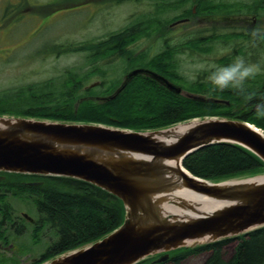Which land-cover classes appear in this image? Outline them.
Segmentation results:
<instances>
[{"label": "trees", "instance_id": "trees-1", "mask_svg": "<svg viewBox=\"0 0 264 264\" xmlns=\"http://www.w3.org/2000/svg\"><path fill=\"white\" fill-rule=\"evenodd\" d=\"M188 2L196 5V14L192 6L187 5ZM159 7L161 9L151 17L154 20H146L143 28L139 27L140 24L127 26L111 33L107 38L85 43L80 47L71 45L67 50L88 51L87 63L93 67L100 60L116 55H128L130 58L129 44L147 36L148 29L160 32L164 25L183 15L214 17L245 11L264 13V0H253L251 3L231 0H162ZM182 7L183 13L164 20L160 17V13ZM256 29L248 27L228 32L214 31L209 35L193 38L186 42V45L191 50L202 53L209 50L211 42L221 41L231 43L235 52H244L245 42L249 45V42L263 45L264 32H258ZM173 49L167 46L147 61L144 59V64L140 66L150 67L171 80H180L183 87H188L195 93L227 99L229 104L213 100L200 101L182 93H175L145 74L134 76L116 97L102 100L100 97L113 93L121 82H114L110 88L97 91V85L86 86L85 81L89 75L82 76L76 69L68 68L58 76L10 87L0 93V115L102 123L142 131L168 127L197 117L222 116L248 121L264 130V117L257 115V105L264 104V77L253 75L240 89H214L208 80H186L169 56ZM143 58L142 55L135 59L141 62ZM219 61L229 62L230 58L223 56ZM97 69L99 67H94L95 73L91 74L98 73ZM177 77L183 79L177 80ZM183 165L194 175L213 181L264 173V162L255 153L231 142H219L199 148L183 159ZM0 175H5L0 178V225L7 221L9 229L15 224L11 199H29L42 215L39 223H50L56 227L58 241L48 248L46 254L30 264H39L49 259L47 256L53 257L94 242L118 227L124 220L123 202L117 196L84 180L67 176L2 171ZM34 181L39 183H30ZM16 230L22 232L21 227ZM6 231L7 228L0 230V238L5 243L10 241ZM33 234L35 241L39 242V235L36 232ZM235 239L237 243L233 253L226 256L224 247ZM180 249L181 252H170V258L164 262L151 263L149 260L155 256H150L135 264H164L168 261H171V264H180L188 252L202 250L211 252L204 264H264V226L215 242Z\"/></svg>", "mask_w": 264, "mask_h": 264}, {"label": "water", "instance_id": "water-1", "mask_svg": "<svg viewBox=\"0 0 264 264\" xmlns=\"http://www.w3.org/2000/svg\"><path fill=\"white\" fill-rule=\"evenodd\" d=\"M139 73L181 91L164 75L137 67L101 99L116 97ZM187 95L229 104L226 99ZM219 142L242 145L264 162V131L235 118L207 116L142 131L0 115V171L81 179L123 202L124 220L118 227L41 264H135L158 253L164 254L157 261H164L177 248L264 226V173L213 181L184 167L189 153ZM204 205L212 207L205 210Z\"/></svg>", "mask_w": 264, "mask_h": 264}, {"label": "rangeland", "instance_id": "rangeland-1", "mask_svg": "<svg viewBox=\"0 0 264 264\" xmlns=\"http://www.w3.org/2000/svg\"><path fill=\"white\" fill-rule=\"evenodd\" d=\"M231 1L251 3L253 0ZM159 5H162V0H0V93L10 87L58 76L68 68L76 69L82 76L89 75L86 86L98 82L94 85H97L96 90H105L114 82H122L128 70L144 64V59L147 61L167 46L174 48L169 56L174 60L175 68L188 81L207 80L214 67L231 63L237 57L257 67L254 75L264 77V43L249 42V45L245 42L244 52H235L231 43L221 41L211 42L209 50L202 53L186 45L191 39L214 31L228 32L252 27L264 32L263 12L258 15L257 12L245 11L214 17L192 15L176 26L172 27L171 23L164 25L160 32L148 29L147 36L129 44L130 58L128 55H116L100 60L94 66L99 67L96 74H91L95 73L94 67L87 63L88 51L67 50L71 45L80 47L107 38L127 26L140 24L139 27L143 28L144 23L161 9ZM187 5L192 6L193 3L188 2ZM180 12V9H175L160 13V17L164 20ZM142 55L141 62L135 59ZM223 56H228L231 62L221 63L219 59ZM183 77H177V80ZM177 83L182 84L180 80ZM184 89L190 90L188 87ZM10 202L15 226L8 229L10 225L7 221L0 225V230L7 228L6 234L10 238V243L2 244L0 241V264L33 263L58 241L56 227L50 223L33 224L23 219L22 214L27 213L39 222L41 220L42 215L29 199H11ZM17 227L22 228L21 233L16 230ZM34 232L39 235V242L35 241ZM236 243L235 239L224 247L226 256L233 253ZM176 251L181 252V249L171 252L174 254ZM210 254L209 250L188 252L180 264H204ZM150 260L155 263L156 257ZM164 264H171V261Z\"/></svg>", "mask_w": 264, "mask_h": 264}, {"label": "clouds", "instance_id": "clouds-1", "mask_svg": "<svg viewBox=\"0 0 264 264\" xmlns=\"http://www.w3.org/2000/svg\"><path fill=\"white\" fill-rule=\"evenodd\" d=\"M257 67L237 57L231 63L214 67L208 74L207 80L214 89H240L245 81L252 77ZM257 115L264 117V104L257 105Z\"/></svg>", "mask_w": 264, "mask_h": 264}, {"label": "flooded vegetation", "instance_id": "flooded-vegetation-1", "mask_svg": "<svg viewBox=\"0 0 264 264\" xmlns=\"http://www.w3.org/2000/svg\"><path fill=\"white\" fill-rule=\"evenodd\" d=\"M179 9L181 10L180 13H183V11H184V7L179 8ZM192 10H193L194 14H196V13H195V12H196V5H195V4L192 5ZM190 17H192V15H183V16H179L178 18L174 19L173 21H171V22H169V23H171V25H172V27H173V26H176V24L179 23V22H184V21L189 20ZM169 23H168V24H169ZM166 46H167V45H166ZM168 47H169V46H168ZM172 81H173V80H172ZM173 82L176 83V84H178V85H181V86H182V84L177 83V81H173ZM182 87H183V86H182ZM185 91H188V90H187V89H184V87H183L181 93H184V94H185ZM23 219L28 220L30 223H33V224H35V223H39V221L36 220V219H34L33 217H26V218H25V217L23 216Z\"/></svg>", "mask_w": 264, "mask_h": 264}, {"label": "bare ground", "instance_id": "bare-ground-1", "mask_svg": "<svg viewBox=\"0 0 264 264\" xmlns=\"http://www.w3.org/2000/svg\"><path fill=\"white\" fill-rule=\"evenodd\" d=\"M211 207H212V206L204 205V206H203V209H205V210H209V209H211ZM62 253H63V252H62Z\"/></svg>", "mask_w": 264, "mask_h": 264}]
</instances>
